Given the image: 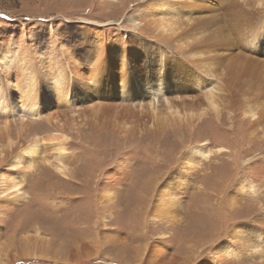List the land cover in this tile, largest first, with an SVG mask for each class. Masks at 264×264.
Segmentation results:
<instances>
[{
	"label": "rangeland",
	"instance_id": "374dc122",
	"mask_svg": "<svg viewBox=\"0 0 264 264\" xmlns=\"http://www.w3.org/2000/svg\"><path fill=\"white\" fill-rule=\"evenodd\" d=\"M176 1L0 0V82L5 102L10 94L21 102L23 94L29 93L38 110L36 117L8 109L0 116L4 148L0 154V264H264V121L259 131H252L254 138L244 133L243 101L253 97L247 87L236 94L233 124L226 122L227 113L221 124H215L217 119L210 113L191 135L179 123L181 129L168 124L156 136L143 135L148 132L144 130L127 138L115 133L121 123L131 122L122 109L138 107L140 100L104 101L106 84L104 91L97 90L103 100L98 109L84 100L66 102L61 109L63 100L48 99L41 85L43 76L52 74L51 59L66 58V45H76L75 55L90 52L95 60L107 58L99 55L101 50L111 52L112 41L117 50L122 46L121 56L150 44L153 50L165 47L183 59L177 61L185 66L181 80L196 73L199 62L201 73L210 70L206 73L220 78L234 56L243 53L237 38H245L238 42L245 53L263 56L264 39L254 31L239 37L232 29L233 48L221 46L225 61L198 57L200 49L193 56L183 53L185 49H178L176 43L197 45L210 28L229 25L231 6L238 0H181V6ZM24 56L34 74L33 92L27 91V71L20 61ZM43 59L45 66L38 70L36 65ZM77 62L80 76L92 72L89 64L83 66L84 60ZM111 63L103 64L114 68ZM175 69L184 72L182 67ZM112 76V86L122 85L126 77ZM68 84L71 91L77 90L74 82ZM197 84L205 87L202 81ZM197 84L180 83L168 101L175 108L195 112L194 103L214 89L207 86L199 92L204 95H198L192 89ZM215 86L222 96L223 83ZM89 97L93 98L91 93ZM144 99V104L151 102L163 111L162 95ZM159 118L160 123L167 119ZM148 122L141 123L143 128ZM60 139L66 142L62 158L57 150ZM9 141L13 151L6 152ZM33 145L34 152L24 154ZM190 147H197L194 152L206 148L210 154L199 166H183ZM219 148L225 151L218 153ZM57 166L67 167L69 177H62ZM173 174L177 175L170 183H175L170 198L177 199V208H171L163 194ZM243 179L251 182L248 188L241 189ZM151 216H162L161 221H151ZM226 246L229 255L221 251Z\"/></svg>",
	"mask_w": 264,
	"mask_h": 264
},
{
	"label": "bare ground",
	"instance_id": "6f19581e",
	"mask_svg": "<svg viewBox=\"0 0 264 264\" xmlns=\"http://www.w3.org/2000/svg\"><path fill=\"white\" fill-rule=\"evenodd\" d=\"M187 1H192V0H187ZM249 1L238 0L237 5L233 4L231 6L232 10L230 14L232 19H230L229 25L227 26L219 25L217 27H213V30H211L210 28V32L207 35V37L201 42H198L197 45H193V44L182 45L181 43H176V46H178V49L184 48L185 52L183 53L188 54L189 56H193L194 54H196L195 50L200 49L202 53L197 54L198 57H202L203 55V56H207L206 60H215V59L223 60L222 58L225 57V53L223 51L224 49H222L221 46L233 48L232 44L230 43L234 44V42L231 40L230 38L231 36L229 35L231 29L232 31L237 30V36L239 37H241V35H243V33L247 31L251 33L254 31L257 37L264 39V28H262L264 27V0H256L254 4H250ZM175 3L181 6L182 1L177 0ZM210 19L212 20V18ZM210 19L208 20V22L212 24V21ZM204 20L207 19L205 18ZM256 22L258 24H255ZM71 34L74 37H77L78 35V33L76 32H71ZM234 39L236 38L234 37ZM244 39L237 38V48L241 49L243 53H238L237 56H234L235 60L231 61L230 65L226 66V72L220 74V78H214L212 75L206 73L207 71L210 70H206L205 72L201 73L202 67H200L199 65L200 62H199L196 64V67H199L195 70L196 73L190 74L189 75L190 78L183 80H181L182 79L181 76H183L185 73V66L183 64H182L183 66H179V63L177 62V61H182L183 59L179 56H176L172 50H169L165 47L164 48L159 47V49L153 50V48L151 47H154V45L150 44L147 47L142 46V50L140 52L129 54L128 56H121L120 51L122 46H120L119 48L120 50H117L119 46H116L112 41L111 44L113 47L110 46L109 49L111 52L105 50H101L102 53L99 52L100 53L99 56L107 55V58H101V59L96 58L95 60V58L89 56V54L91 55L90 52L82 53L81 55H75L76 45L75 47L66 45V52H67L65 54L66 58L63 61H61L60 58L51 59V61L49 62V67L51 70H49V72L52 74L51 76L49 75L50 77L48 78L46 76L47 74H45L42 78L41 85L43 86L45 96L50 95L48 99L51 96H57L63 100V101L61 100L62 101L60 105L61 109L66 108V106L69 104L66 102L79 103L82 102V100H84V102L91 101V104L98 109L99 105H102L101 101H103L98 98L99 96L98 92L101 90L104 91L106 88V84H108L109 86L107 88V91L104 92L105 95L104 101L116 100L121 104L122 100L125 99L126 97H130V98L133 97V99L140 100L139 102L141 104L138 107H134L133 109H128L127 107H124L122 109V114H124V116L128 118L132 117L130 123L123 122L121 123L120 127H117L115 133L120 135V133L122 132L124 134V137L131 135L133 132L136 134H143L145 132L144 130H147L148 132L144 133L143 135L156 136L161 127H163V129L161 130L162 132L166 131L168 128L167 127L168 124H171L170 127L172 129L174 126H177V129H181L184 126V129H186V131L189 132L191 135L193 134L192 132L194 130H197L196 127H198V123L202 119L207 118L210 115V113L215 115V118L217 119L215 124H217V122L218 124L222 123V121L224 120L225 113H227L226 122L228 124L230 123L233 124L234 115L231 114L234 112L233 108L237 107V100L235 99V97L237 96L236 94L238 91L241 92L242 89L247 87L246 90L252 92L253 97L243 101L245 103L242 113L245 117H247L244 120L247 123L246 124L247 129L244 130V133L250 136L251 138H254L252 131L255 132L259 131L260 125L264 121V85H263L264 84V57H263L264 49L260 51V54H262L263 56H260L258 54V56H260L263 59L252 56L253 53H251V55L249 53H245L243 50L244 46L238 44V42H241ZM218 45L220 46V48H216ZM67 48L69 49V51ZM254 51L255 50H253V52ZM125 57H128L127 61ZM78 60L85 61L83 63V66L85 64H89L91 66L89 71L92 72H89L85 78L80 76L78 70L75 69L76 65H78L77 64ZM116 60H120V61H118V63L116 64L115 62ZM20 61L22 68L26 69L27 71L26 80L27 82H29L28 85L30 87L28 88L26 84V87L28 88L27 91L32 89L33 92V89H35V86L32 85L34 74L32 71L29 72V66H28L29 58L28 56H24L22 57V59H20ZM104 61H108V63L111 62L115 63V65L113 64L115 67L107 69V66L109 64L106 65L103 64ZM45 63L46 62L44 59L42 63L39 61V63L36 65V68L38 70L43 69ZM188 64L192 65V62L189 61ZM129 66L132 67L134 71L131 69H127ZM173 67L175 68L182 67L184 72L181 73ZM115 69H117L118 71ZM106 71H109V73L103 75L102 72H106ZM111 74L118 75L122 79L123 76L126 75V77L124 78V83L122 85L117 84L115 86H112L113 83L112 85H110L109 80L111 77H113ZM217 79L220 80L218 82L223 83V89L220 90L224 92L222 96H218L219 90L215 86L218 83L216 81ZM70 80L71 82L75 83L76 85L75 88L77 90L75 91L70 90L68 84ZM184 81L194 84H197L199 81H202L205 87L201 86L200 84H197L196 88H192L193 92H196L198 95H204V93H199V92H203L204 88L207 89L206 88L207 86H209L208 88H210L211 86L213 87L214 85V89L212 91H208V94L205 93L204 96L199 97L200 99L198 98L199 100H201V102L194 103V105L196 106V109L194 108L195 112H190L191 111L190 109L175 108L171 105L170 101H168L167 99L168 96L171 95V91L177 89L179 84ZM2 87L3 85L1 86V82H0V116L3 114V112H5L8 109L9 112L14 111L16 113H20V114L22 113L27 116L36 117L38 110L36 108L37 105L35 103L36 101L35 97L32 96L31 98H29V93L28 95L22 93L23 99L20 100L21 102H18L17 100L15 101L10 94L8 96V103L6 104L5 102L6 99L4 97L5 92L3 91ZM216 91L218 92L215 93ZM90 93L92 94L93 98L89 97ZM158 94L162 95V97L165 100V104H163L164 107L163 111L155 108V106L152 105L151 102L147 101L144 104L143 101H145V99L142 100L144 96L146 98L148 95L155 96ZM218 98H221V100H219ZM98 112L101 111L99 110ZM159 116L167 117V119L161 120V123H165L166 126L165 125L161 126V123L158 122L160 119ZM147 119L151 120V124L150 122L147 121ZM137 121L139 122L137 123ZM143 121L148 122L146 128H143L144 125L143 126L141 125ZM179 123H182L183 126H181ZM100 129L101 128L98 127V131H100ZM127 138H125V141ZM58 142H59L57 149L59 151L58 155L59 158H62V156H64L63 152H65L63 146L64 143L66 142L63 139L58 140ZM13 145L14 144L11 141H9V144L6 148V152H8L10 149L11 151H13L12 148ZM35 147L36 145H33L26 152H24V154H29L30 152H34ZM196 149L197 147L189 148L190 152L183 159L184 161L182 164L183 166H191V167L192 165L194 167L199 166L202 164V160H201L202 158L203 159L208 158L210 152L207 151L206 148L205 149L202 148L199 149L197 152H194ZM222 151H225V149L219 148L217 150L218 153L220 152L222 153ZM3 152H4V148L0 146V154L3 155ZM15 162L16 164L18 163L20 164L21 163L20 158L19 159L16 158ZM66 168L67 167L64 166H57L55 169L62 177L68 178L70 172L66 170ZM175 175L177 174H173L171 177L172 178L171 181L163 186L164 187L163 194H165L164 199H169L167 201H169L168 203L171 208H175L176 204L174 203H177L175 201L177 199L174 200L173 198H170V193H171L170 188H172L175 185V183L173 184L170 183H172L175 180L176 177ZM248 183L251 184L249 180L247 181L246 179H243L241 182V186H242L241 189L245 188V186L247 187ZM12 188H14L16 192H19V189L16 188L15 184H12ZM249 190L253 191V186L250 185ZM234 199L235 198H233L232 200ZM163 216H167V214H164ZM160 217L162 216L159 217L151 216V221L152 220L161 221ZM221 251L223 254L229 255L228 253L230 252V248L228 246H226L225 248L221 247Z\"/></svg>",
	"mask_w": 264,
	"mask_h": 264
}]
</instances>
